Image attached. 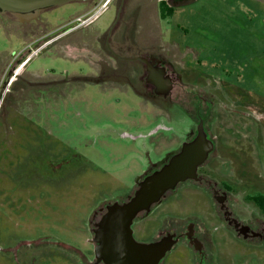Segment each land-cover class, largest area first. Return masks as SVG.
Listing matches in <instances>:
<instances>
[{
    "label": "rangeland",
    "instance_id": "rangeland-1",
    "mask_svg": "<svg viewBox=\"0 0 264 264\" xmlns=\"http://www.w3.org/2000/svg\"><path fill=\"white\" fill-rule=\"evenodd\" d=\"M78 13L76 7L65 5L41 17L53 28ZM114 18L110 6L74 36L88 42L92 30L108 26ZM139 20L140 39L158 42L150 6ZM9 23V28L16 26ZM161 24L160 41L171 50L174 72L188 86L205 87L228 110L240 113L236 127H227L224 119L216 122L213 130L221 155H214L204 168L211 169L214 181L236 192L230 201L241 216H252L255 210L248 198L264 200V0H193ZM74 36L64 40L71 43ZM20 47L17 39L7 40L0 31V79ZM81 58L70 45L61 56L51 49L41 51L28 65L44 76L83 66ZM184 87L177 85L172 98ZM80 90L67 98L36 101L34 111L0 107V264H76L62 244L93 252L89 221L95 208L125 194L146 158L156 160L175 148L195 125L174 105L172 118L163 121L167 129L154 133L161 122L159 109L167 105L162 97L105 94L90 84ZM136 133L143 136L134 140ZM172 135L179 141H162ZM192 189L176 187L155 204L142 218L144 232L135 236L151 235L160 215H194L199 226L213 229V264H264V245L246 242L223 228V218L217 221L207 193ZM216 209L221 215L218 205ZM179 251L184 254L187 249L178 246L165 264L177 259ZM187 255H180L181 260Z\"/></svg>",
    "mask_w": 264,
    "mask_h": 264
},
{
    "label": "flooded vegetation",
    "instance_id": "flooded-vegetation-1",
    "mask_svg": "<svg viewBox=\"0 0 264 264\" xmlns=\"http://www.w3.org/2000/svg\"><path fill=\"white\" fill-rule=\"evenodd\" d=\"M192 1L68 0L61 5L45 8L38 14H34V11L27 14L14 13L0 8V20L2 22L0 31L7 37V40L9 38L17 39L21 46L19 51L11 57L13 61L5 67L4 75L0 79L3 88H6L1 104L2 110L7 111L9 109L17 113H22L21 110L34 111L36 109L33 107L35 105H32L34 102H40L45 97L48 101L54 98H67L70 94L81 91L80 88L85 84L99 87L100 91L105 94L132 93L141 99L152 97V95L162 97L167 105L159 109L161 122L154 127V133L161 129H167L163 121L172 118L173 112L170 108L174 105L184 112L195 125L189 128L185 138L175 148L166 149L156 160L146 158L144 167L137 174L138 181L160 168L174 153L180 150L183 142L193 139L197 134L198 124L202 123L207 138L213 142V148L206 161L198 167L197 177L179 183L177 189L181 188L182 191L190 192L188 186H191L194 193L201 190L205 191L211 200L217 221L220 222L223 218L224 222L221 224L223 228L229 229L234 236L246 242L256 240L255 244L264 245V211L257 202L248 198L253 204L255 212L252 216L242 217L236 209V204L230 201V197L236 192L227 183L214 181L211 177V169L204 168L216 158L215 156L221 155L217 148L218 138L213 130L216 122L219 123L224 119L227 127H236L240 125V113L228 110L230 108L221 103V100H217L215 95L205 87L188 86L189 84L174 72L172 58L169 55L171 50L160 41L161 30L164 29L161 21L167 17H172L178 10ZM65 5L76 7L79 11L67 24L52 28L48 18L41 17L43 13ZM110 6L114 7L115 18L108 26L92 30L88 35V42H84L82 37L74 36L79 29L90 25L102 11ZM148 6L152 8L155 18L153 28L158 33V42L153 41L154 43L150 44L143 42L139 34L142 26L139 16ZM9 22L15 23L16 26L9 28L8 24H11ZM70 35H73L74 39L71 43H67L64 39ZM70 45L73 50L79 52L83 66L79 65L70 70H62L59 73L44 76L37 70L30 69L29 62L41 51L51 49L55 55L61 56L66 54ZM161 70H164L162 76L170 77V89L166 94L159 92L162 88L156 87L151 82L152 78L159 77L158 74L160 75ZM150 72L154 73L152 74L153 77ZM177 85H184V91L179 90L173 99L172 93ZM227 113L234 115V117L225 118L224 115ZM257 118L254 114L253 119L258 122ZM142 136V133H136L133 138L137 140ZM162 141L169 145L178 142L179 138L172 135L169 138L163 137ZM144 145L146 144L144 143ZM138 163L140 166L143 165L142 162ZM137 187L135 181L125 194L114 199H108L95 208L89 221L92 233L89 242L93 245V252L89 253L79 247L62 244L67 253L75 259L76 264H105L95 257V243L92 242L93 229L106 210V205L127 200ZM172 191H169L165 197L167 198L172 194ZM165 197L163 199H166ZM260 201L262 202V200ZM216 205H218L221 215L216 214ZM148 213L139 214L132 222L133 236L137 241H156L167 234H172V238L175 239L171 248L165 252L157 264H165L169 255L178 246L187 249L184 254L180 253L181 250L179 251L181 256L187 255V253L188 255L184 258L185 262L181 260L180 255L177 256V259L169 258L171 264H180L182 261L185 264H213L215 248L213 249L212 245L215 246V244L212 236L213 229L210 226L203 224L199 226L195 221V219H199L194 215L176 218L160 215L157 217V226L153 233L146 238L138 239L135 234L140 235L144 232V227L141 224L142 218Z\"/></svg>",
    "mask_w": 264,
    "mask_h": 264
},
{
    "label": "water",
    "instance_id": "water-1",
    "mask_svg": "<svg viewBox=\"0 0 264 264\" xmlns=\"http://www.w3.org/2000/svg\"><path fill=\"white\" fill-rule=\"evenodd\" d=\"M68 0H0V8L14 13H40L53 5H61ZM154 77L151 82L161 87L166 94L170 89V77ZM151 76L153 72H150ZM213 142L207 138L202 123L197 126V134L182 143L160 168L144 176L134 193L123 202L106 205V210L93 229L94 254L105 264H157L175 242L172 234L151 242L137 241L133 236L132 222L141 213H148L169 191L179 183L197 177V169L202 165Z\"/></svg>",
    "mask_w": 264,
    "mask_h": 264
},
{
    "label": "trees",
    "instance_id": "trees-1",
    "mask_svg": "<svg viewBox=\"0 0 264 264\" xmlns=\"http://www.w3.org/2000/svg\"><path fill=\"white\" fill-rule=\"evenodd\" d=\"M250 199H253L257 202V204L259 205V207L264 211V200L262 199V202L260 201L259 197L258 196H255V197H249Z\"/></svg>",
    "mask_w": 264,
    "mask_h": 264
},
{
    "label": "built area",
    "instance_id": "built-area-1",
    "mask_svg": "<svg viewBox=\"0 0 264 264\" xmlns=\"http://www.w3.org/2000/svg\"><path fill=\"white\" fill-rule=\"evenodd\" d=\"M5 90H6V88H3L2 81H0V107H1V104H2V99H3V95L5 93Z\"/></svg>",
    "mask_w": 264,
    "mask_h": 264
}]
</instances>
